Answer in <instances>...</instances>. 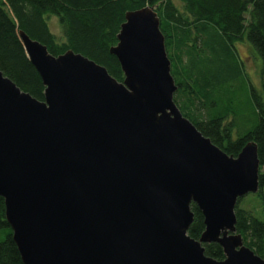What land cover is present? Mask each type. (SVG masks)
Masks as SVG:
<instances>
[{"label": "water", "instance_id": "95a60500", "mask_svg": "<svg viewBox=\"0 0 264 264\" xmlns=\"http://www.w3.org/2000/svg\"><path fill=\"white\" fill-rule=\"evenodd\" d=\"M19 37L45 86L39 100L0 70V196L23 264H264L235 212L260 188L257 145L229 155L183 115L153 8L128 11L111 48L122 81Z\"/></svg>", "mask_w": 264, "mask_h": 264}, {"label": "trees", "instance_id": "16d2710c", "mask_svg": "<svg viewBox=\"0 0 264 264\" xmlns=\"http://www.w3.org/2000/svg\"><path fill=\"white\" fill-rule=\"evenodd\" d=\"M153 8L165 36L171 73L177 90L174 101L206 137L229 155L237 156L255 142L260 161V188L264 185V101L246 74L236 48L245 38L262 60L264 77V0H0V70L23 91L44 100L42 79L28 59L19 31L48 47L54 55L67 50L105 66L117 80L124 73L111 48L128 11ZM57 17L62 38L49 25ZM238 90L242 95L239 94ZM247 97L254 116L241 125ZM236 206L237 233L245 245L264 256V220L256 212ZM194 221L189 235L199 239L204 217L192 204ZM208 256L225 258L218 243H206ZM0 264H23L6 221L0 196Z\"/></svg>", "mask_w": 264, "mask_h": 264}, {"label": "rangeland", "instance_id": "374dc122", "mask_svg": "<svg viewBox=\"0 0 264 264\" xmlns=\"http://www.w3.org/2000/svg\"><path fill=\"white\" fill-rule=\"evenodd\" d=\"M49 25L52 32L57 35L59 38H62V28L58 22V18L50 17ZM236 48L239 53V56L244 62V67L246 74L250 77L251 83L254 85L263 101H264V77H262V60L259 55L256 53L255 49L251 43L245 38L243 41H238L236 43ZM239 94L241 92L238 90ZM243 100L246 101L249 109L244 106V114L240 118L241 125L249 126L251 122H254V116L249 105L247 97H243ZM264 171V167H263ZM239 205L246 209H251L255 211L256 216L264 220V185L261 192L249 193L242 197Z\"/></svg>", "mask_w": 264, "mask_h": 264}]
</instances>
